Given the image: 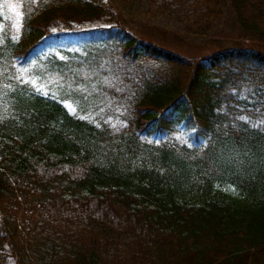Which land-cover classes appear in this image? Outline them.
<instances>
[{
    "label": "trees",
    "instance_id": "16d2710c",
    "mask_svg": "<svg viewBox=\"0 0 264 264\" xmlns=\"http://www.w3.org/2000/svg\"><path fill=\"white\" fill-rule=\"evenodd\" d=\"M193 2L190 34L228 7L264 39V0ZM10 259L264 264V54L186 58L96 0H0Z\"/></svg>",
    "mask_w": 264,
    "mask_h": 264
},
{
    "label": "rangeland",
    "instance_id": "374dc122",
    "mask_svg": "<svg viewBox=\"0 0 264 264\" xmlns=\"http://www.w3.org/2000/svg\"><path fill=\"white\" fill-rule=\"evenodd\" d=\"M111 6L129 23L135 37L186 58H203L241 45L264 54V39L243 30L226 7L219 22L205 35L187 31L194 19L193 0H96ZM232 195L235 194L231 190ZM7 264H37L15 262Z\"/></svg>",
    "mask_w": 264,
    "mask_h": 264
}]
</instances>
